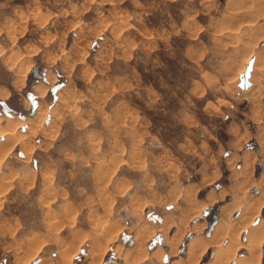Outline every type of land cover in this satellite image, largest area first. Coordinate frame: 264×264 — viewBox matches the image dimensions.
<instances>
[{"label": "rangeland", "instance_id": "374dc122", "mask_svg": "<svg viewBox=\"0 0 264 264\" xmlns=\"http://www.w3.org/2000/svg\"><path fill=\"white\" fill-rule=\"evenodd\" d=\"M239 11V0H0V264L120 261L112 244L182 214L177 255L215 239L198 264L219 248L216 264H242L260 237L264 264V153L253 183L231 186L247 170L231 151L264 138L241 89L259 39L227 29Z\"/></svg>", "mask_w": 264, "mask_h": 264}, {"label": "crops", "instance_id": "0c3cea01", "mask_svg": "<svg viewBox=\"0 0 264 264\" xmlns=\"http://www.w3.org/2000/svg\"><path fill=\"white\" fill-rule=\"evenodd\" d=\"M239 5L240 11L238 13L233 12L230 15L231 19L230 21H227L229 24L227 29L237 30L239 28L241 32L252 31L254 36L259 39L258 49L255 53L250 54L246 58L245 64L242 67L241 83L244 79L243 74L247 65L251 64V70L247 79L249 81V85L241 86V89L247 90V96L250 98L247 117L253 121L260 122L264 119V0H239ZM7 116H12V114ZM258 127H263V125L260 124ZM256 140L258 145L256 150H249L245 148L236 154L231 151L229 160L234 158L237 161H240V169L244 167L245 164H247V170H245L243 175L237 180L235 179L231 186L233 185L234 187L238 188V186H248L253 183V161L255 158H262L259 156H262L264 153V148L261 151V148L264 147V138L259 135L258 138L256 137ZM235 171L236 169L234 168L230 169L231 176L236 174ZM167 208L173 209V207L169 206ZM183 219V214L181 216H165L162 217L157 227H155V224H151V221H147L143 223V231L141 233L134 231L131 234L132 241L129 244L126 245L116 242L111 245L112 251L115 252V255H120V261L111 260L102 263L103 254H92L85 264H138L143 260H151L155 264H161V260L165 254L171 255L173 257L168 264H198L203 251L206 249L205 247L209 246L210 244H214L216 241H214L215 239H211L208 241V245L204 244L202 247L198 245L195 249H193V251H189V244L192 240H194L193 238H195L192 237L185 241L186 246L183 252L177 255L179 244L181 243V240L186 232V222L183 221ZM165 226L168 228L171 226H176V229L173 232L175 233L174 236L171 235L166 238L163 236V246L155 244L151 248H148L147 242L151 239V237H153L154 234L161 232ZM199 240L200 239H195L197 243ZM142 251L144 252V256ZM30 263L49 264L50 262L48 260L43 261V258L41 257H32L30 259Z\"/></svg>", "mask_w": 264, "mask_h": 264}, {"label": "bare ground", "instance_id": "6f19581e", "mask_svg": "<svg viewBox=\"0 0 264 264\" xmlns=\"http://www.w3.org/2000/svg\"><path fill=\"white\" fill-rule=\"evenodd\" d=\"M5 132V131H4ZM3 132V133H4ZM9 135V134H8ZM105 224V223H104ZM102 225V224H101ZM100 225V226H101ZM108 225V224H107ZM99 227V226H98ZM262 236V235H261ZM254 239H258V240H255V241H252V240H247V244H249V245H252V247L250 248V259H249V261L248 262H244V263H242V264H257L258 263V259H259V256H258V254H259V252H257V247H258V245L260 244V242H259V239H260V237L259 238H254ZM237 244H238V242L235 240V239H233L230 243H229V246H228V249H235L236 247H237ZM192 245V243L190 244V246ZM190 249H191V247H190ZM226 251V249L224 248H219L218 250H217V252L216 253H214V255L216 256L215 258H214V260H213V262L211 263V264H216V262L218 261L217 260V257H219L222 253L224 254V252ZM140 253V252H139ZM138 253V254H139ZM144 252L142 251V254H143ZM143 256H144V254H143ZM233 260H236V262H240V264H241V261L240 260H242L244 257L242 256V255H236V256H232L231 257ZM132 263V262H131ZM133 264V263H132ZM226 264V263H225Z\"/></svg>", "mask_w": 264, "mask_h": 264}, {"label": "water", "instance_id": "95a60500", "mask_svg": "<svg viewBox=\"0 0 264 264\" xmlns=\"http://www.w3.org/2000/svg\"><path fill=\"white\" fill-rule=\"evenodd\" d=\"M250 70H251V64H248L247 67H246V69H245V71H244V74H243L244 79H243V81L241 83V86H247V85H249V81L247 79L249 77ZM4 110H5V113L7 115H10L9 111L7 110V107H5Z\"/></svg>", "mask_w": 264, "mask_h": 264}, {"label": "trees", "instance_id": "16d2710c", "mask_svg": "<svg viewBox=\"0 0 264 264\" xmlns=\"http://www.w3.org/2000/svg\"><path fill=\"white\" fill-rule=\"evenodd\" d=\"M2 104H4V103H2ZM205 211H206V210H205ZM205 211H204V212H205ZM211 223H212V220H211V221H209V224H211Z\"/></svg>", "mask_w": 264, "mask_h": 264}]
</instances>
